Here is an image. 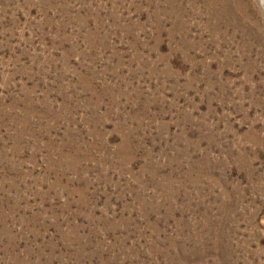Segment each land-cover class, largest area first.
<instances>
[{
  "label": "rangeland",
  "instance_id": "obj_1",
  "mask_svg": "<svg viewBox=\"0 0 264 264\" xmlns=\"http://www.w3.org/2000/svg\"><path fill=\"white\" fill-rule=\"evenodd\" d=\"M260 0H0V264H264Z\"/></svg>",
  "mask_w": 264,
  "mask_h": 264
},
{
  "label": "water",
  "instance_id": "obj_2",
  "mask_svg": "<svg viewBox=\"0 0 264 264\" xmlns=\"http://www.w3.org/2000/svg\"><path fill=\"white\" fill-rule=\"evenodd\" d=\"M261 1V3L264 5V0H260Z\"/></svg>",
  "mask_w": 264,
  "mask_h": 264
},
{
  "label": "bare ground",
  "instance_id": "obj_3",
  "mask_svg": "<svg viewBox=\"0 0 264 264\" xmlns=\"http://www.w3.org/2000/svg\"><path fill=\"white\" fill-rule=\"evenodd\" d=\"M263 5V4H262ZM263 7V10H264V6H262Z\"/></svg>",
  "mask_w": 264,
  "mask_h": 264
}]
</instances>
